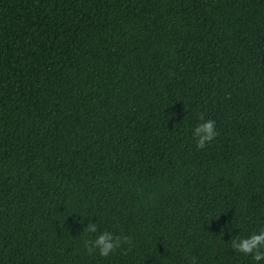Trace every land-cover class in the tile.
Segmentation results:
<instances>
[{
	"label": "trees",
	"instance_id": "1",
	"mask_svg": "<svg viewBox=\"0 0 264 264\" xmlns=\"http://www.w3.org/2000/svg\"><path fill=\"white\" fill-rule=\"evenodd\" d=\"M262 230L264 0H0V264H264Z\"/></svg>",
	"mask_w": 264,
	"mask_h": 264
},
{
	"label": "clouds",
	"instance_id": "2",
	"mask_svg": "<svg viewBox=\"0 0 264 264\" xmlns=\"http://www.w3.org/2000/svg\"><path fill=\"white\" fill-rule=\"evenodd\" d=\"M214 121L209 119L204 123L198 124L192 132V135L196 141L197 147H203L206 142L211 141L216 136ZM97 246H100V254L107 255L108 252L113 248V243L110 242L109 234H100L94 242ZM260 245H264V230L260 232H253L250 236L245 239H240L237 244L233 241V246L238 251L248 253L252 252L253 249L259 248ZM256 259L264 257V251H256Z\"/></svg>",
	"mask_w": 264,
	"mask_h": 264
}]
</instances>
